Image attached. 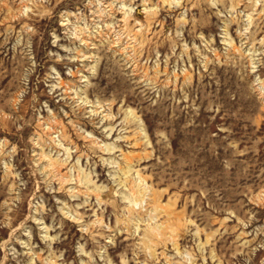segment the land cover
I'll return each mask as SVG.
<instances>
[{
    "label": "rangeland",
    "instance_id": "rangeland-1",
    "mask_svg": "<svg viewBox=\"0 0 264 264\" xmlns=\"http://www.w3.org/2000/svg\"><path fill=\"white\" fill-rule=\"evenodd\" d=\"M0 264H264V0H0Z\"/></svg>",
    "mask_w": 264,
    "mask_h": 264
}]
</instances>
